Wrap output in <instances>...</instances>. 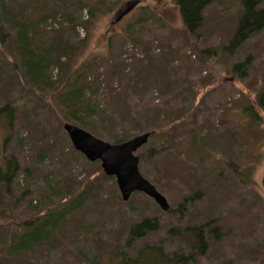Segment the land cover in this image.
I'll use <instances>...</instances> for the list:
<instances>
[{
    "label": "rangeland",
    "instance_id": "obj_1",
    "mask_svg": "<svg viewBox=\"0 0 264 264\" xmlns=\"http://www.w3.org/2000/svg\"><path fill=\"white\" fill-rule=\"evenodd\" d=\"M127 1L0 0V109L13 111L11 124L0 116V165H17L9 189L0 184V264H119L150 247L193 253L191 264H264V111L245 110L264 94V30L228 55L242 0H213L193 36L172 0H141L113 25ZM19 26L44 57L37 79L24 68ZM77 90L88 128L60 102ZM66 123L110 144L153 132L139 169L169 211L143 193L124 202L100 162L75 150ZM48 217L45 239L21 246L27 226ZM146 219L158 230L128 246ZM204 225L200 257L184 234Z\"/></svg>",
    "mask_w": 264,
    "mask_h": 264
},
{
    "label": "trees",
    "instance_id": "obj_2",
    "mask_svg": "<svg viewBox=\"0 0 264 264\" xmlns=\"http://www.w3.org/2000/svg\"><path fill=\"white\" fill-rule=\"evenodd\" d=\"M178 7L180 17L186 32L193 36L195 35L204 24V11L213 0H172ZM263 0H242L241 1V14L235 28V31L229 40V43L223 47V51L228 55H235L240 48L247 43L255 35L260 34L264 30V9L261 8ZM1 20V19H0ZM16 39L19 42L18 50L22 54L24 68L27 73L31 74L33 79H37L43 74L45 62L40 54H38L33 47L30 34L25 28L19 26L16 33ZM0 42H6V33L0 22ZM250 59L244 63L234 66L235 73H240L244 76L246 70L250 65ZM82 91H70L60 97V102L67 113V120L75 121L81 127H89L85 123L83 114L89 113L87 107L83 111V100L81 98ZM85 104V103H84ZM256 108L264 111V94H261L256 100V105H250L245 110L247 114L255 119L257 117ZM0 116L6 118L8 123L13 121L12 108L7 106L0 109ZM95 130V129H93ZM153 133V132H152ZM128 138H123L114 141V144L123 143L128 141ZM17 165L15 160H7L0 165V184H4L7 189L10 183L16 177ZM192 199H188L191 202ZM187 201V199H186ZM183 206V205H182ZM181 209V207H179ZM55 225V222L48 217L44 222L34 226L28 225V233L20 238L21 246L29 248L36 243L45 239L47 233ZM208 226V225H207ZM207 226L190 227L185 230V239L187 240L191 249L198 251V255L203 257L208 249L206 242ZM158 230V223L155 220H143L141 223L131 226L128 236V246L132 245L138 239L145 237L148 233ZM189 238V239H188ZM191 240V241H189ZM119 264L127 262L138 264H191L194 263L193 253L189 256L173 257L165 256L161 248H146L139 252L138 257L134 260L128 258L125 253H121Z\"/></svg>",
    "mask_w": 264,
    "mask_h": 264
},
{
    "label": "water",
    "instance_id": "obj_3",
    "mask_svg": "<svg viewBox=\"0 0 264 264\" xmlns=\"http://www.w3.org/2000/svg\"><path fill=\"white\" fill-rule=\"evenodd\" d=\"M140 3L141 0H128L123 3L116 11L112 24H119L137 9ZM64 130L77 152L90 162H100L104 174L116 179L124 202H128L135 193H143L153 199L164 212L169 211L170 205L166 197L141 174L139 169L140 157L137 153L147 145L153 133L137 135L123 143L110 144L70 123L64 125Z\"/></svg>",
    "mask_w": 264,
    "mask_h": 264
}]
</instances>
